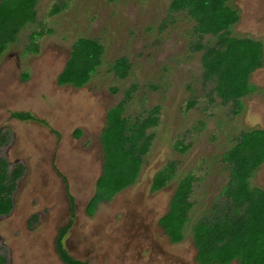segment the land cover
<instances>
[{"label": "rangeland", "instance_id": "obj_1", "mask_svg": "<svg viewBox=\"0 0 264 264\" xmlns=\"http://www.w3.org/2000/svg\"><path fill=\"white\" fill-rule=\"evenodd\" d=\"M172 1L42 0L37 22L0 57V158L8 161L10 173L23 166L13 209L0 216V255L6 264H63L54 241L69 223L68 250L89 264H199L193 226L229 183L223 155L242 132L264 129V68L251 77L258 91L234 114L233 103L223 105L211 85L203 86L202 53L193 50L195 22L184 13L172 15ZM55 6L61 12L52 15ZM253 6H261L260 12L250 10L232 35L264 43V3ZM41 31L35 41L39 52H28L31 35ZM80 38L104 45L103 64L85 87L60 86L58 77ZM213 41L207 36L202 42ZM122 57L132 65L124 80L110 71ZM133 85L137 90L126 116L147 117L159 106L160 124L149 130L155 139L135 185L88 216L86 207L103 172L100 138L107 113ZM192 101L196 105L189 109ZM16 113L34 119L20 121ZM179 141L191 145L186 153L176 150ZM170 162H177L178 177L153 192L154 176ZM189 173L197 178L196 204L184 240L173 244L158 220L168 211L179 179ZM254 184L264 186V164ZM135 218L139 230L127 234Z\"/></svg>", "mask_w": 264, "mask_h": 264}, {"label": "trees", "instance_id": "obj_2", "mask_svg": "<svg viewBox=\"0 0 264 264\" xmlns=\"http://www.w3.org/2000/svg\"><path fill=\"white\" fill-rule=\"evenodd\" d=\"M40 1L3 0L0 3V57L10 45L18 42L26 27L37 22ZM233 1L173 0L169 9L172 15L184 13L195 22L193 33L198 41L193 50L202 53L203 86L211 85L212 92L221 103H233L236 108L234 114H239L244 108L242 100L258 91L251 83V77L264 67V43L232 35V28L240 21L238 11L231 6ZM59 12L61 8L55 6L51 14ZM42 36V31L33 33L26 50L37 54L39 48L35 41ZM207 36L215 39L213 44L202 42ZM104 55L105 47L99 40L78 39L58 77V84L85 87L102 66ZM131 70L132 65L125 57L118 58L110 68L122 80L130 76ZM136 90V85L131 86L125 99L107 113L106 126L100 138L104 152L103 172L97 180L88 215L93 214L100 203L114 199L137 182L155 139V134L149 130L160 124L159 106L148 111L147 117L142 118L141 115L131 119L126 116L129 101ZM195 105L196 102L192 101L188 108ZM13 117L20 121L34 119L28 113H16ZM190 146L179 141L175 148L186 153ZM223 160L230 174L225 193L236 203L235 216L230 213L232 209L229 206L213 208L212 216L194 224L193 241L198 250L196 261L199 264H232L235 261L239 264H264V191L252 188L250 182L264 164V129L242 132L235 139V145L223 155ZM177 165V162H170L154 176L153 192L161 191L178 177ZM8 168V161L0 158V216L11 213L14 206L12 195L23 170V166H19L10 173ZM196 181L193 173L179 179L169 213L160 221L173 244L185 238L183 231L191 220L194 207L191 199ZM69 228L67 225L58 232L55 241L58 256L64 264H89L75 259L66 250L64 239ZM0 264H6L2 255Z\"/></svg>", "mask_w": 264, "mask_h": 264}, {"label": "crops", "instance_id": "obj_3", "mask_svg": "<svg viewBox=\"0 0 264 264\" xmlns=\"http://www.w3.org/2000/svg\"><path fill=\"white\" fill-rule=\"evenodd\" d=\"M3 0H0V3L2 2ZM235 1V0H234ZM262 3H264V0H236V2H235V4H236V6H233L232 5V3H231V6L234 8V9H236L237 11H238V13H239V15H240V21L234 26V27H236V26H238L239 25V23H241V21H243V17L244 16H247V14L249 13V11L250 10H253L252 11V14H256L257 12H260V7L261 6H253L254 4H257V5H260V4H262ZM233 29V28H232ZM258 40V39H257ZM262 41V40H261ZM264 68V67H263ZM263 68H261V69H263ZM261 69H258V70H256L255 72H257V71H259V70H261ZM254 72V73H255ZM253 73V74H254ZM260 169V168H259ZM257 172H258V170H257ZM257 172L254 174V176L250 179V182H251V187L252 188H254V189H257V190H261V191H264V186H258V185H256V184H254V179H255V176H256V174H257ZM229 181H230V174H229ZM153 182V181H152ZM229 184V183H228ZM135 185V184H134ZM228 186L229 185H227V187H225L224 189H223V192H222V196L220 197V199H218V200H215L214 201V203L211 205V207H210V209L206 212V215H204L203 217H202V219H200L199 221H197V222H200V221H203V220H205L206 218H208L209 216H212L213 215V212H214V209L213 208H224V207H226V206H229V207H231V212L230 213H232V216H235L234 214H235V205H236V203H235V201H234V199H232V198H230V197H227L226 196V193H225V191H226V189L228 188ZM131 187V186H130ZM129 188V187H128ZM152 188V187H151ZM165 189V188H164ZM152 190V189H151ZM163 190V189H162ZM159 192V191H158ZM194 192H195V187H194ZM194 195V194H193ZM193 195H192V197H193ZM174 196V195H173ZM191 201L193 202V200L191 199ZM103 203V202H102ZM102 203H100V204H102ZM105 203V202H104ZM171 203V202H170ZM194 203V202H193ZM230 203V204H229ZM99 204V205H100ZM195 204H196V202L194 203V207H195ZM99 205H98V207H97V209L94 211V213L93 214H91V215H88V207L90 206V204L88 203V205H87V207H86V214L88 215V216H94V215H96V213L98 212V210H99ZM129 206H126L125 208L127 209ZM169 210H170V205H169V209H168V211L166 212V214H164L159 220H158V225L161 227V229L163 230V232L167 235V232L165 231V229H164V227H162V225L160 224V221L162 220V219H164V217L169 213ZM130 212V211H129ZM219 212H221V211H219ZM218 212V213H219ZM240 212H243V210H241ZM190 222V221H189ZM196 222V223H197ZM189 224V223H188ZM68 225H70V228H71V223H69ZM138 225V226H137ZM139 224H137L136 223V218L135 219H131V221H130V223H128V228L126 229V233L127 234H129V233H133L134 231H136V230H139ZM64 228V227H63ZM70 228H69V231H68V234H67V236L65 237V239H64V245H65V248H66V250L69 252V254L71 255V256H73L71 253H70V251L68 250V247H69V241H70ZM168 236V235H167ZM169 238V237H168ZM68 246V247H67ZM57 255V254H56ZM58 256V255H57ZM75 259H77V258H75ZM59 260H61L60 258H59ZM78 260H80V259H78ZM80 261H82V262H86V261H84V260H80ZM88 263V262H87ZM64 264V263H63Z\"/></svg>", "mask_w": 264, "mask_h": 264}, {"label": "flooded vegetation", "instance_id": "obj_4", "mask_svg": "<svg viewBox=\"0 0 264 264\" xmlns=\"http://www.w3.org/2000/svg\"><path fill=\"white\" fill-rule=\"evenodd\" d=\"M58 236V234H57ZM54 245H55V253L57 254V251H56V244H55V241H54ZM154 248H155V245H154ZM58 255V254H57ZM59 257V256H58ZM60 258V257H59ZM234 263V262H233Z\"/></svg>", "mask_w": 264, "mask_h": 264}]
</instances>
